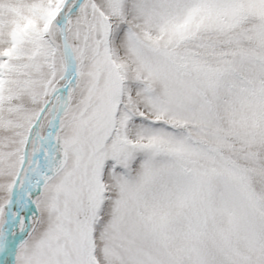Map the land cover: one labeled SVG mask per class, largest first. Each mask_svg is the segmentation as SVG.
Wrapping results in <instances>:
<instances>
[{"label": "snow or ice", "instance_id": "snow-or-ice-1", "mask_svg": "<svg viewBox=\"0 0 264 264\" xmlns=\"http://www.w3.org/2000/svg\"><path fill=\"white\" fill-rule=\"evenodd\" d=\"M0 264H264V0H0Z\"/></svg>", "mask_w": 264, "mask_h": 264}]
</instances>
